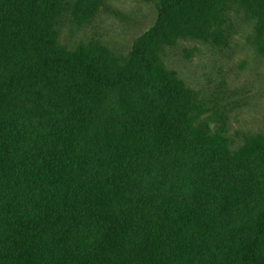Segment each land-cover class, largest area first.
Returning a JSON list of instances; mask_svg holds the SVG:
<instances>
[{
	"label": "trees",
	"instance_id": "1",
	"mask_svg": "<svg viewBox=\"0 0 264 264\" xmlns=\"http://www.w3.org/2000/svg\"><path fill=\"white\" fill-rule=\"evenodd\" d=\"M66 1L0 0V264H264V135L197 124L160 59L217 0H146L126 58L63 45Z\"/></svg>",
	"mask_w": 264,
	"mask_h": 264
},
{
	"label": "rangeland",
	"instance_id": "2",
	"mask_svg": "<svg viewBox=\"0 0 264 264\" xmlns=\"http://www.w3.org/2000/svg\"><path fill=\"white\" fill-rule=\"evenodd\" d=\"M208 12L186 15L181 34L165 44L160 59L187 89L197 124L238 149L264 135V51L259 14L243 0H217ZM158 18L146 0H67L59 31L70 49L98 45L118 58Z\"/></svg>",
	"mask_w": 264,
	"mask_h": 264
}]
</instances>
